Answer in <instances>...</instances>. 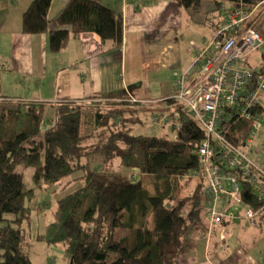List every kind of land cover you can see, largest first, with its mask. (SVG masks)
Returning a JSON list of instances; mask_svg holds the SVG:
<instances>
[{"label": "trees", "instance_id": "trees-1", "mask_svg": "<svg viewBox=\"0 0 264 264\" xmlns=\"http://www.w3.org/2000/svg\"><path fill=\"white\" fill-rule=\"evenodd\" d=\"M51 1H31L22 16V32L39 34L48 29ZM181 2L189 10L202 0ZM212 4V14L222 6L242 8L247 14L244 27L260 31L264 25V0H212ZM56 22L59 27L49 32L52 51L61 50L71 37L83 32H96L105 50L122 44L121 14L98 0H72ZM250 54L245 66L252 72H264V62L260 66L250 63ZM261 56L264 59V51ZM164 101H154L151 108L173 118L176 145L172 152H165L159 135L123 130L103 144L99 170L86 160L95 132L94 111L79 98L49 105L0 102V264H34L23 245V222L30 216L25 198L31 200L35 194L24 180L26 173L31 174L32 182L44 184L54 194L56 186H63V193L75 184L57 199L54 220L35 238L48 245L62 244L70 264H176L187 230L205 217L202 169L195 155L205 131L186 111L176 115ZM262 109L260 103L258 112ZM230 121V137L243 146L251 122L236 115ZM155 141L159 143L151 145ZM116 166L132 169L135 176L109 175ZM150 174L161 181L155 184L158 200L148 206L149 191L141 176ZM238 180L241 200L259 212L260 225L264 200L252 191L246 178L238 175ZM144 208L149 209L152 221ZM122 230L129 232L121 235Z\"/></svg>", "mask_w": 264, "mask_h": 264}, {"label": "crops", "instance_id": "crops-1", "mask_svg": "<svg viewBox=\"0 0 264 264\" xmlns=\"http://www.w3.org/2000/svg\"><path fill=\"white\" fill-rule=\"evenodd\" d=\"M31 1L0 0L2 103L40 101L49 105L63 99L79 98L88 106L89 103L99 105L112 100L123 103L125 108H132L134 112L139 107H132L130 103L133 101L143 100L152 105L151 100L165 99L168 106L174 105L171 97L176 91L177 77L185 73L188 80L198 81L196 50L217 40L219 30L227 21L222 7L221 22L211 21V8L202 15V2L188 10L181 0H98L122 16L121 46L105 50L96 32H83L71 37L61 50L52 51L49 32L59 27L57 16L72 0H52L48 10V29L39 34H27L22 32V16ZM212 5L211 2L209 7ZM257 12L262 18V12ZM261 30L264 32V25ZM190 33L191 41L183 44L182 40ZM183 49L189 55V63L191 54L193 66L191 63L186 65L182 59ZM263 100L264 92L260 96L261 104ZM119 124L111 132L123 129L124 124ZM222 202L221 199L219 205ZM228 202L240 203L233 199ZM261 222L253 228L257 237L264 236V217ZM226 224L214 225L220 230L215 234L212 232L214 228L210 229L204 221L192 224L184 235L176 264H264V257L256 256L263 252L253 253L255 259L224 258L223 249L230 246L225 236ZM261 249L264 250V241L258 250Z\"/></svg>", "mask_w": 264, "mask_h": 264}, {"label": "built area", "instance_id": "built-area-1", "mask_svg": "<svg viewBox=\"0 0 264 264\" xmlns=\"http://www.w3.org/2000/svg\"><path fill=\"white\" fill-rule=\"evenodd\" d=\"M224 9L227 21L218 39L196 50L198 81L188 80L185 74L178 76L171 110L183 104L179 111L187 110L205 131L195 151L202 169L205 219L211 225L240 219L258 225L259 212L241 200L238 175L246 178L252 191L264 200V165L248 152L259 131L264 72H252L244 64L246 56L264 44V34L252 26L244 27L247 14L242 8ZM235 115L252 124L243 146L229 135L230 120ZM172 119L169 114H154L153 123L166 121L172 125ZM221 199L224 205L218 204ZM228 199L242 202L244 209L226 205Z\"/></svg>", "mask_w": 264, "mask_h": 264}, {"label": "rangeland", "instance_id": "rangeland-1", "mask_svg": "<svg viewBox=\"0 0 264 264\" xmlns=\"http://www.w3.org/2000/svg\"><path fill=\"white\" fill-rule=\"evenodd\" d=\"M211 2L212 0H202V4L200 7V9L201 8L204 9V10L201 9V11L204 12V13L201 12L202 15L207 13L208 8H211L209 7L211 5ZM261 9H264V7H262ZM256 10L259 11V8ZM222 16H223V10L219 9L218 11L214 12L211 15L210 19L213 23L221 22ZM261 28L262 26L260 25L259 29L261 32H263ZM190 41H191V33L188 36L184 37V39L182 40V43L187 44ZM184 49H183L182 59L185 62H187L186 63L187 65L189 63V58H188L189 55L184 51ZM263 51H264V44L257 47V50L253 51L249 55L248 61L250 63L255 64L256 66L262 65L264 62V59L261 56ZM190 63H191V54H190ZM190 66H193L192 63ZM176 90H177V86H176ZM150 100L151 99H149L148 101ZM90 102H93V101H90ZM150 102H154V101L151 100ZM6 103L20 104V102L18 101H7ZM130 104L132 107H139V109L135 111L136 113L134 112L135 114L128 110L130 108L128 109L125 108L124 107L125 105L118 101L107 100V101H104V103L99 104V105H96L93 103H90L88 105V107H90V109H93L94 111L95 122H96L93 138L91 139L87 147L88 152H87L86 160L88 161L90 167H96L99 170L101 162H102L101 149H102L103 144L109 138H111L113 134L121 130L130 129L132 130V132L136 134L159 135L157 139L162 141L163 143L162 145H163L165 152L169 154L174 149L176 144H173L172 137H175V130L171 128L169 124L167 123L165 124L164 121L153 123L154 111L151 108L152 105L150 103L144 104V103H139V102H134V101L131 102ZM262 104H263V109L260 113L259 131L257 134L253 136L252 148L248 150L250 156H252L254 159H256L260 163L264 162V100ZM170 107L171 109H173L174 105L172 104L170 105ZM179 107L180 108L183 107V104L179 103ZM182 110L188 113L187 110L185 109H182ZM175 111H176L175 114L177 115L179 110L175 108ZM156 114L162 117L163 115L168 114V113L166 112V113L161 114V112L157 111ZM134 115L139 116L141 120H139V118L136 116L134 117ZM172 116H174V113L172 114ZM119 123H122V124H119ZM118 124L119 125L124 124L123 129L118 130L114 133L111 132V130ZM162 135H165V136H162ZM158 143H159L158 141L151 142V145H155ZM257 147L259 149H257ZM163 157H166V155H164ZM115 164H118L117 160ZM29 172L31 171L29 170ZM116 172H119L121 174H125L128 176H135V173L132 172V169H129L127 167L119 168L117 166H116V170L114 172L109 173V175H114ZM141 178L143 179L144 186L149 191V199H148V206H149L150 204L158 200L157 192L155 189V184L159 183V181L161 180L160 178H158L156 174L143 175L141 176ZM133 179H135V177ZM184 179L185 178H183V180ZM24 180L29 187L33 186L35 190V194L31 198V200H29L28 198H25V205H26V208L30 209V216L28 218H25L23 222L24 248L28 250L29 256L31 260L34 262V264H70V256L69 254H67L61 249V248H64L62 244L48 245L44 241L36 240L35 238L38 233H41L44 231L47 224H49L51 221L54 220V211L57 207V199L63 194H66L68 191L74 189L71 187L72 184L70 185V187L68 186V188L63 190L64 191L63 194H62L63 186H56V190L58 191L56 192L57 194H54L53 192H51L50 189H47L44 184L42 183L38 184V183L32 182L30 173H26L24 175ZM203 198H204L203 201H205L206 197L204 196ZM229 204L231 206H234V204L230 202H228L226 205H229ZM239 207L241 208V210H243L244 204L240 202ZM144 210H145L144 213L146 214L148 213L147 214L148 218L150 219V221H152V216H151V213H149V209L144 208ZM203 221L206 223V225H208V227H210V229L214 228L212 229L213 234H215L216 232L218 233L220 231L219 229H216L214 225H211L208 222V220L205 219V217ZM223 224H226L224 228L225 234H226L225 236L227 238V243H230L229 249L227 248L228 247L227 244H226L227 246H225V248L223 249L224 258L255 259V256L253 255V253L255 254H258L260 252L264 253L263 249H261L260 251L258 250L259 246H261L262 242L264 241V236L257 237L254 234L255 230H253V228L256 227L257 225H254L249 221L240 219V220H234L231 223L224 222V223L218 224L217 226L223 225ZM128 232H129L128 230H122L120 234L121 235L127 234ZM254 239H256L255 245L253 243ZM238 245H240L241 247H238ZM246 246L250 247V249H247ZM256 256H259L260 258L263 259L264 254L256 255Z\"/></svg>", "mask_w": 264, "mask_h": 264}, {"label": "clouds", "instance_id": "clouds-1", "mask_svg": "<svg viewBox=\"0 0 264 264\" xmlns=\"http://www.w3.org/2000/svg\"><path fill=\"white\" fill-rule=\"evenodd\" d=\"M170 126H171V125H170ZM249 149H250V148H249ZM249 149H248V150H249Z\"/></svg>", "mask_w": 264, "mask_h": 264}]
</instances>
